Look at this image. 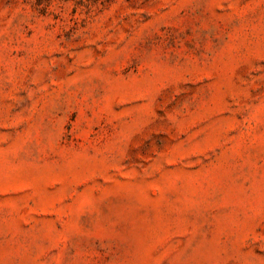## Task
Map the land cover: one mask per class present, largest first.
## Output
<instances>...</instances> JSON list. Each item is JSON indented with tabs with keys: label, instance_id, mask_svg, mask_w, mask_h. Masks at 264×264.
<instances>
[{
	"label": "rangeland",
	"instance_id": "1",
	"mask_svg": "<svg viewBox=\"0 0 264 264\" xmlns=\"http://www.w3.org/2000/svg\"><path fill=\"white\" fill-rule=\"evenodd\" d=\"M0 264H264V0H0Z\"/></svg>",
	"mask_w": 264,
	"mask_h": 264
}]
</instances>
